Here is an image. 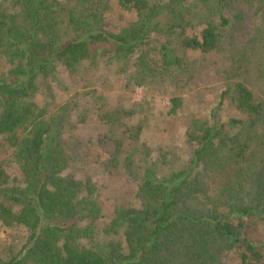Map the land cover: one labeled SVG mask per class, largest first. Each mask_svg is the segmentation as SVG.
<instances>
[{"label":"trees","instance_id":"trees-1","mask_svg":"<svg viewBox=\"0 0 264 264\" xmlns=\"http://www.w3.org/2000/svg\"><path fill=\"white\" fill-rule=\"evenodd\" d=\"M109 2L0 0V228L21 241L1 248L0 264H264V99L238 81L259 48L264 65V0ZM247 12L259 25L241 44ZM226 44L228 82L183 124L185 159L170 148L153 157L140 126H123L134 146L122 159L109 138L108 159L139 193L109 217L95 182L72 170L73 115L84 104L76 122L95 115L110 133L134 110L105 111L89 70L102 64L125 88L168 96L174 115L216 63L187 52L219 56ZM226 104L242 115L223 117Z\"/></svg>","mask_w":264,"mask_h":264},{"label":"rangeland","instance_id":"rangeland-1","mask_svg":"<svg viewBox=\"0 0 264 264\" xmlns=\"http://www.w3.org/2000/svg\"><path fill=\"white\" fill-rule=\"evenodd\" d=\"M109 5L115 7L114 0H110ZM258 25L259 19H251L250 12H247L242 26V33L246 35V38L241 39V44L246 43V39L251 34L250 30ZM262 50L263 48H259L252 53H255L256 60L254 63H243L245 72L242 74V79L238 80L245 83L260 99H264V65L260 62ZM235 52L236 50L227 44L224 52L219 56L188 54L187 52L188 60L206 58L216 63L210 67L209 65L206 66L200 74L198 83L192 86L189 93L182 95L183 107L174 115L167 113L169 108L168 96L147 93L139 86H133L132 89L125 88L122 82L114 76L112 70L102 64L89 70L87 79L90 86L86 89L97 88L101 92L106 100L105 111L134 110V113L129 116L118 115L119 122L110 133L95 115H89L83 123L76 122V118L80 117L79 113L84 112V104H81L80 108L77 109V116L74 117L73 115V122L77 124V129L72 140L73 143L75 141L77 144H69L75 153V163L72 165V170L76 177L88 176L95 182L98 186L100 205L109 217L112 216L115 206H126L139 202L137 182L129 178L120 166L108 159V150L112 144L109 138L121 139L120 159H122L126 152L134 146L133 140L128 138V135L123 136V126H140L141 131L138 140L151 149L153 157L158 154L159 150L163 152V148H170L185 159L182 137L183 124L188 121L192 114L203 112L207 114L216 105L219 92L228 82L227 75L223 70L230 65L229 61L232 60V55ZM75 90H82V88L71 86L68 94H73ZM55 93V102H62L66 94L59 92V90ZM43 97L38 95L35 101L42 104L45 100ZM83 99L89 103L90 101L86 99L91 98L83 96ZM241 115L232 104H226L222 110L223 117H239ZM104 141L106 142L104 143ZM260 227L261 225L257 228L259 233L262 232ZM23 233L24 230L19 231V235H23ZM97 238L99 239V236ZM9 243L16 249L21 245V241L16 237L14 231L0 228L1 256H4L1 248L7 249Z\"/></svg>","mask_w":264,"mask_h":264}]
</instances>
